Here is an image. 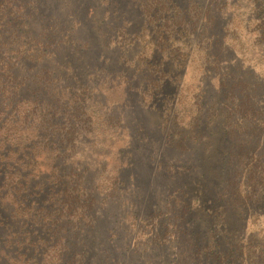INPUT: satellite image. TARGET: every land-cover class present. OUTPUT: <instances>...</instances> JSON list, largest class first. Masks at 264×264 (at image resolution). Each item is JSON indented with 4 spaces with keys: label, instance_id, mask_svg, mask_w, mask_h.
<instances>
[{
    "label": "trees",
    "instance_id": "trees-1",
    "mask_svg": "<svg viewBox=\"0 0 264 264\" xmlns=\"http://www.w3.org/2000/svg\"><path fill=\"white\" fill-rule=\"evenodd\" d=\"M70 1L0 0V264H88V235L103 223L101 209L107 204L106 199L99 206L97 196L89 193L93 190L86 187L85 170L66 167L64 162L66 153L73 151L74 141L84 135L76 106L78 98L73 97L71 85H62L61 72L46 67L63 57L66 75L75 76L77 68L64 53L67 46L76 42L73 34L81 30L82 20L73 13L69 15L71 27H66L60 19ZM228 1L171 0L173 8L180 11L176 23L179 36L176 40L167 35L165 44L178 41L187 46L194 44V48L178 53L168 52L163 46V53L153 52L146 63L147 72L153 77L147 88L151 97L162 93L165 83L177 77L167 69L165 59L173 67L183 66L196 54L202 64H207V72L216 77L218 85L201 90L195 102L203 119L199 124L201 132L208 127L205 118L218 112V97L227 109L224 126L228 138L224 141L230 140V148L224 152L225 185L218 190L216 180H208L205 173L201 175L222 204L211 216L209 233L200 232L203 238L208 237V244L200 246L194 238L193 211L186 200L191 193L189 183H180L181 174L194 162L205 169L202 155H191L189 164L184 166L172 161L169 172L161 166L163 150L159 155L153 152L145 162L151 182L155 180L156 187L164 189L163 194L171 188L165 200V221L171 226L172 241L178 249L172 264H264V246L256 237H248L243 245L226 224L227 215L250 211L264 196V93H259L262 82L247 83L242 76L234 77L227 71V54L235 49L227 45V25L232 21L227 10L232 5L236 8L244 1L251 2L253 17L261 24L260 40L264 41V0ZM171 19L175 23L176 16ZM125 24L129 25L123 22L113 31L120 36L127 29ZM37 27L41 28L39 33L33 31ZM164 31L166 35L168 30ZM229 39L237 44L235 38ZM93 60L96 63L97 58ZM28 63L43 64L33 73L30 84L29 76L19 75L21 71L36 69ZM123 77L127 82L128 76L123 73ZM130 90L128 85L127 92ZM130 101L132 111L127 118L130 128H135L132 123H136L134 137L137 141H151L150 134L154 133L141 121L142 109L138 112ZM139 149L144 152L146 144ZM122 172L112 178L113 184ZM159 178L166 183L159 182ZM181 249L188 258H177ZM107 262L106 259L103 264Z\"/></svg>",
    "mask_w": 264,
    "mask_h": 264
},
{
    "label": "rangeland",
    "instance_id": "rangeland-1",
    "mask_svg": "<svg viewBox=\"0 0 264 264\" xmlns=\"http://www.w3.org/2000/svg\"><path fill=\"white\" fill-rule=\"evenodd\" d=\"M61 4L58 2L59 7ZM232 6L227 10L232 20L227 25V45L235 49L227 54V71L234 77L242 76V81L247 83L262 82L259 93H264V41L259 35L261 24L253 17L251 2L244 1L236 8ZM173 7L171 0H72L64 8V16L61 11L58 13H61L60 19L66 22V27H71L69 15L73 13L82 20L81 30L73 34L76 42L67 46L64 53L77 68L75 76L66 75L63 57L58 63L46 65L61 72L63 86L71 85L70 91L73 97L78 98L76 106L84 124V135L74 141L71 146L73 151L66 153L65 166L73 165L85 170L86 187L93 190L89 193L97 196L99 206L104 199L107 202L101 206L103 223L88 235V264H103L106 259L107 264H172V259L176 258L178 249L172 241L171 226L165 221V200L171 188L163 194L164 189L156 187L155 180L151 182L145 167L153 152L159 155L163 150L161 166L168 168L167 172L172 161L184 166L189 164L191 155H202L205 169L194 162L188 171L181 174L180 180L181 184L189 183L191 193L186 200L193 211L194 238L200 246L208 244V237L203 238L200 232L209 233L211 216L222 206L214 192L207 188H210L207 182L209 179L216 180L218 190L225 185L222 168L227 156L224 152L230 148V140L228 143L224 141L228 138L224 126L227 109L223 108V99L218 97V112H212L205 118V126L208 127L201 132L199 124L203 123V119L195 107L201 90L211 84L218 85L214 80L216 77L212 78L207 72V64H202L196 54L183 66L176 64L173 67L165 59L167 69L177 77L165 83L163 92L154 97L147 91L153 77L147 72L146 63L153 52L163 53V46L168 52L178 53L194 48V44L187 46L178 41L165 44L167 35L176 40L179 36L176 23L179 22L180 11ZM174 15L175 23L171 19ZM224 21L227 22V18ZM123 22L129 25L125 24L127 29L118 36L113 29L122 26ZM40 29L37 27L33 31L39 33ZM166 29L168 33L165 35ZM230 36L237 40V44H232ZM88 45L95 47L97 53ZM94 57L97 58L96 63ZM125 59L129 61L123 64ZM42 65L28 63L36 69L29 73L21 71L19 75L29 76L30 84L33 73ZM123 73L129 78L127 82ZM128 85L131 87L129 92ZM213 90L216 91V88ZM130 100L138 112L142 109L141 121L148 131L154 133L150 134L152 140L149 143L137 141L134 137L136 123H132L135 128L129 127ZM261 100L264 105V96ZM143 143L146 144L144 152L139 149ZM127 165L129 168H126ZM118 171L124 172L113 184L112 178ZM204 173L208 179L205 183L201 178ZM158 180L163 182L161 178ZM199 183L203 186L200 187ZM226 224L236 240L241 239V244L245 245L248 237H256L264 246V196L250 211H236L231 217L227 215ZM243 235L245 238H242ZM180 251L181 255L177 258H188V255L182 254V249Z\"/></svg>",
    "mask_w": 264,
    "mask_h": 264
}]
</instances>
